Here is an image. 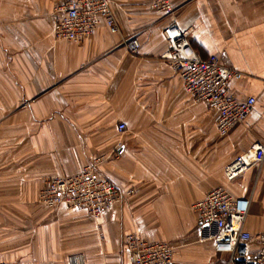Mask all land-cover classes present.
I'll return each instance as SVG.
<instances>
[{
  "label": "crops",
  "instance_id": "obj_1",
  "mask_svg": "<svg viewBox=\"0 0 264 264\" xmlns=\"http://www.w3.org/2000/svg\"><path fill=\"white\" fill-rule=\"evenodd\" d=\"M67 1L0 0V264H68L74 254L85 264H131L127 233L175 245L174 264L223 262L196 240L192 205L224 187L249 199L244 228L264 232V160L235 180L224 176L230 160L264 144V0H171V19L150 0H111L119 32L101 23L80 43L53 35ZM170 20L202 57L217 54L241 71L231 88L256 99L225 136L163 58ZM131 36L136 54L122 45ZM99 157L100 177L133 190L99 219L37 201L46 178Z\"/></svg>",
  "mask_w": 264,
  "mask_h": 264
},
{
  "label": "built area",
  "instance_id": "obj_2",
  "mask_svg": "<svg viewBox=\"0 0 264 264\" xmlns=\"http://www.w3.org/2000/svg\"><path fill=\"white\" fill-rule=\"evenodd\" d=\"M110 1L68 0L59 8L60 14L53 26L54 38L84 42L101 23L111 33L119 32ZM150 6L163 18L171 19L176 10L171 0H150ZM162 35L168 43L163 58L179 76L185 92L215 112L214 125L219 136L227 135L233 126L245 122L256 99L254 96L240 98L230 86V81L240 78L242 72L225 64L217 54L202 57L192 47L187 31L174 20L163 27ZM122 45L131 54H136L140 46L135 36L123 38ZM117 128L122 132L126 126L121 122ZM101 159L86 164L77 174L46 178L38 192V202L49 208H82L93 219H99L121 202L124 195L133 192L132 189L122 191L97 174ZM263 160L264 144L254 143L230 160L224 167V176L228 181L235 180ZM192 209L196 213V240L210 242L215 253L227 256L218 264H264V232L254 236L244 228L249 199L234 197L226 188L218 186L207 191ZM123 242L131 264H174L177 247L171 243L150 241L134 233L125 234ZM253 243H257L256 248ZM68 264L85 262L81 255L74 254L68 257Z\"/></svg>",
  "mask_w": 264,
  "mask_h": 264
},
{
  "label": "rangeland",
  "instance_id": "obj_3",
  "mask_svg": "<svg viewBox=\"0 0 264 264\" xmlns=\"http://www.w3.org/2000/svg\"><path fill=\"white\" fill-rule=\"evenodd\" d=\"M38 201V200H37ZM12 215L11 216H4V218H6L7 219V221L5 220V224L4 225H10L11 224V222H12ZM22 217V216H21ZM26 219H24V221H25ZM7 222V223H6Z\"/></svg>",
  "mask_w": 264,
  "mask_h": 264
}]
</instances>
